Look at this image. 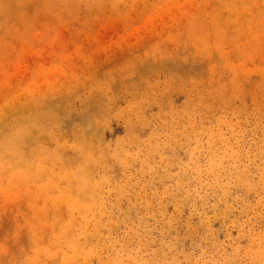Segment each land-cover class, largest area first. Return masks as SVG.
I'll return each mask as SVG.
<instances>
[{
	"label": "rangeland",
	"instance_id": "rangeland-1",
	"mask_svg": "<svg viewBox=\"0 0 264 264\" xmlns=\"http://www.w3.org/2000/svg\"><path fill=\"white\" fill-rule=\"evenodd\" d=\"M0 264H264V0H0Z\"/></svg>",
	"mask_w": 264,
	"mask_h": 264
},
{
	"label": "bare ground",
	"instance_id": "bare-ground-1",
	"mask_svg": "<svg viewBox=\"0 0 264 264\" xmlns=\"http://www.w3.org/2000/svg\"><path fill=\"white\" fill-rule=\"evenodd\" d=\"M128 1V0H127ZM102 3H103V1H102ZM139 4V3H138ZM195 4V3H194ZM100 5V4H99ZM175 7V6H174ZM157 8V7H156ZM156 12V11H155ZM136 13H137V11H136ZM129 14V13H128ZM167 15V14H166ZM129 19H131V18H129ZM155 27V26H154ZM154 27H152L153 29H154ZM149 30V29H148ZM141 31V30H140ZM141 38V37H140ZM91 39V38H90ZM139 42V41H138ZM133 46V45H132ZM119 47V46H118ZM112 55V54H111ZM77 57V56H76ZM95 59V58H94ZM183 65V64H182ZM163 66V65H162ZM242 66V65H241ZM244 68V67H243ZM40 80V79H39ZM63 88V87H62ZM196 130V129H195ZM206 138V137H205ZM23 152V151H22ZM117 158V157H116ZM154 164V163H153ZM94 168V167H93ZM55 175V174H54ZM178 185V184H177ZM188 198V197H187ZM78 204V203H77ZM200 224V223H199ZM77 251V250H76Z\"/></svg>",
	"mask_w": 264,
	"mask_h": 264
}]
</instances>
